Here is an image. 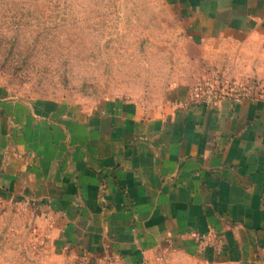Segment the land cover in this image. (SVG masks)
Segmentation results:
<instances>
[{
	"label": "crops",
	"instance_id": "0c3cea01",
	"mask_svg": "<svg viewBox=\"0 0 264 264\" xmlns=\"http://www.w3.org/2000/svg\"><path fill=\"white\" fill-rule=\"evenodd\" d=\"M178 7L198 38L160 97L90 110L0 95V193L70 264H264V98L194 95L217 74L264 83V0Z\"/></svg>",
	"mask_w": 264,
	"mask_h": 264
},
{
	"label": "rangeland",
	"instance_id": "374dc122",
	"mask_svg": "<svg viewBox=\"0 0 264 264\" xmlns=\"http://www.w3.org/2000/svg\"><path fill=\"white\" fill-rule=\"evenodd\" d=\"M179 4L0 0V95L42 108L90 110L112 100L162 96L188 71L184 38H198ZM208 84L252 96L264 92L262 82L217 74L197 82L196 99ZM43 228L31 209L0 193V264H70L52 246L47 249ZM103 263L100 257L78 262Z\"/></svg>",
	"mask_w": 264,
	"mask_h": 264
},
{
	"label": "built area",
	"instance_id": "2783aa9c",
	"mask_svg": "<svg viewBox=\"0 0 264 264\" xmlns=\"http://www.w3.org/2000/svg\"><path fill=\"white\" fill-rule=\"evenodd\" d=\"M252 96L248 93H243L242 91H235L229 85H210L208 84L205 88L202 89L200 100L203 104L208 106H214L216 103L221 101L223 98H242ZM264 98V92L261 95H258Z\"/></svg>",
	"mask_w": 264,
	"mask_h": 264
}]
</instances>
